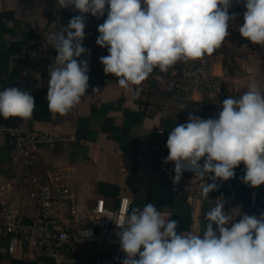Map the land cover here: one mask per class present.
Instances as JSON below:
<instances>
[{"label": "clouds", "instance_id": "obj_1", "mask_svg": "<svg viewBox=\"0 0 264 264\" xmlns=\"http://www.w3.org/2000/svg\"><path fill=\"white\" fill-rule=\"evenodd\" d=\"M242 2L246 11L238 29L241 37L264 45V0ZM57 6L80 13L62 31L47 36L57 55L47 69L46 99L48 110L61 116L80 104L89 87L88 60L78 59L90 55L82 46L86 14L99 18L107 9L97 28L96 44L108 51L100 63L106 75L117 77L118 85L136 96L154 70L167 72L177 62L213 55L229 35L230 21L239 15L229 13L233 0H57ZM34 110L28 91L0 90L4 119L27 120ZM166 147L164 163L174 164L173 183L179 184L184 171L194 172L204 181L200 187L205 199L218 190L216 181L233 178L240 164L245 167L244 184L264 185V87L253 76L239 98L223 100L217 117L203 119L190 112L186 123L171 129ZM170 217L147 203L115 222L124 254L121 264H264V213L245 214L233 222L218 200L205 214L202 234H178L179 221Z\"/></svg>", "mask_w": 264, "mask_h": 264}, {"label": "crops", "instance_id": "obj_2", "mask_svg": "<svg viewBox=\"0 0 264 264\" xmlns=\"http://www.w3.org/2000/svg\"><path fill=\"white\" fill-rule=\"evenodd\" d=\"M245 11H229L230 14H239L230 21L229 35L213 55L204 56L208 72L222 78L221 95L211 97L199 91L191 101L176 102L148 78L139 86V95H133L118 85L117 77L104 73L100 57L108 54L107 48L83 44L90 50V55H82L78 59L88 60L89 87L80 104L61 116L48 110L46 99L47 69L54 60L35 65L14 64L10 56L22 43L35 37L53 13L60 12L64 17L72 18L80 13L74 7L59 8L57 0H0V90L16 87L28 91L35 100V110L30 119H4L0 116V129L14 126L59 137L55 144L41 148L39 161L32 173L40 176L43 167L53 163L60 165L66 172V185L76 193L85 208L102 199L107 208L113 209L119 196L126 195L132 202L130 210L142 208L147 203L156 204L161 211L172 210L171 219L179 221L178 234L184 231L202 234L207 223L205 214L218 200L224 203V210L234 219L233 222H238L245 214L259 217L264 213V185L253 188L244 184L241 179L245 174L243 164L235 169V176L231 178L238 198H222L214 191L198 206L196 218L191 219V206L182 194L171 191V182L158 169L156 162L153 159L135 162L137 156L152 152L156 130L160 126L168 138L173 127L187 122L190 112L214 116L221 109L223 100L229 96L239 98L247 90L253 76L264 87V45L252 44L241 37L238 30L244 23ZM106 18L107 9L99 18L86 14L85 29L92 30L98 37V25ZM192 65L193 61H181L169 70ZM13 173L9 161V139L0 135V177H10ZM251 195L256 198L255 209L249 208ZM33 253V259L4 256L1 262L57 264L40 250ZM80 255V264H121L124 259L120 247L102 245L85 249Z\"/></svg>", "mask_w": 264, "mask_h": 264}, {"label": "built area", "instance_id": "obj_3", "mask_svg": "<svg viewBox=\"0 0 264 264\" xmlns=\"http://www.w3.org/2000/svg\"><path fill=\"white\" fill-rule=\"evenodd\" d=\"M243 10L246 9L242 0L240 3L233 0L229 11ZM71 18L64 17L60 12L53 13L35 37L26 40L17 52L11 54V62L35 65L53 61L57 52L49 44L47 36L62 31ZM85 33L83 44L96 46L97 35L89 29H85ZM148 79L176 102L191 101L199 91L211 97L223 93L221 76L208 72L204 57L193 61L192 66L174 67L168 73L156 69ZM218 112L214 116H197L215 118ZM0 135L9 139V161L14 169L12 176L0 177V264L4 256L33 259L34 250L42 251L57 264H80V254L85 249L100 245L120 247L117 235L120 229L115 222L118 223L130 212L132 202L129 196H119L113 209L107 208L102 199L85 208L76 193L66 185V172L60 165L53 163L43 167L40 176L32 173L39 161L41 148L55 144L59 137L14 126L0 129ZM167 139L164 128L160 126L156 130L152 152L137 156L135 162L138 164L141 160L153 159L171 182V191L183 194L192 208L190 217L195 219L198 206L206 200L200 187L204 181L195 177L194 172L184 171L179 184L173 183L174 164L164 163L168 156ZM200 163L203 164V159ZM255 207L256 198L251 195L249 208ZM162 212L171 213V217L173 215L172 210Z\"/></svg>", "mask_w": 264, "mask_h": 264}, {"label": "water", "instance_id": "obj_4", "mask_svg": "<svg viewBox=\"0 0 264 264\" xmlns=\"http://www.w3.org/2000/svg\"><path fill=\"white\" fill-rule=\"evenodd\" d=\"M92 78L95 79L96 77L93 76ZM216 183L219 185V187L215 192L219 197L226 199L238 198L236 194L237 188L235 187L231 179L228 181L217 180Z\"/></svg>", "mask_w": 264, "mask_h": 264}, {"label": "trees", "instance_id": "obj_5", "mask_svg": "<svg viewBox=\"0 0 264 264\" xmlns=\"http://www.w3.org/2000/svg\"><path fill=\"white\" fill-rule=\"evenodd\" d=\"M182 196H183V194H182ZM184 197V196H183Z\"/></svg>", "mask_w": 264, "mask_h": 264}, {"label": "rangeland", "instance_id": "obj_6", "mask_svg": "<svg viewBox=\"0 0 264 264\" xmlns=\"http://www.w3.org/2000/svg\"><path fill=\"white\" fill-rule=\"evenodd\" d=\"M216 97V96H215Z\"/></svg>", "mask_w": 264, "mask_h": 264}]
</instances>
